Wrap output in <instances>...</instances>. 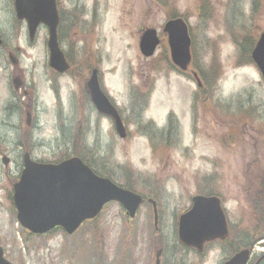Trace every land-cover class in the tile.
I'll return each mask as SVG.
<instances>
[{
    "label": "rangeland",
    "instance_id": "rangeland-1",
    "mask_svg": "<svg viewBox=\"0 0 264 264\" xmlns=\"http://www.w3.org/2000/svg\"><path fill=\"white\" fill-rule=\"evenodd\" d=\"M11 1L0 0V36L4 42L0 57H7L9 50L18 52L22 55L18 59L29 70L26 77L30 75L38 82L41 115L33 133L37 158L51 160L64 153L63 147L68 146L63 141L65 137L70 140L71 135L68 153L84 154L98 170L108 168L118 181L124 182L125 178L137 192L158 201V232L175 234L176 216L190 205L191 197L204 184L219 189L226 200L233 233L240 217L264 214V191L250 183L253 175L259 177L264 167V80L255 65L239 64L238 58L249 42L236 45L241 43L243 31L239 32L234 23L224 19L221 5L232 0H221V5L220 0H210L209 11L201 9L199 16V0H176L164 9L151 0H57L61 47L78 71L74 79H60V98L68 109L69 99L74 96L73 106L77 105L80 111L76 119L83 117V121L65 125V131L58 127V132L53 133H49L47 120L49 110L55 109L58 100L46 84L51 80L43 74L48 57L47 31L40 28L34 42H29L25 24L14 20ZM169 11L188 15L194 37L191 49L208 80L212 61H217L221 68L218 90L199 91L194 80L171 70L162 45L153 57L144 58L140 54L142 31L153 27L161 38ZM257 23L249 26L251 36L258 34L264 25V21ZM3 66H7L5 60ZM94 66L102 76L104 89L122 113L128 131L126 138H120L110 120L94 110L91 112L85 104L82 90L89 67ZM4 78L2 73L0 89ZM141 94H149L143 109L137 100ZM205 94H209L207 101ZM169 118L174 120L168 121ZM66 126H70L71 134ZM164 127L165 131L159 133L158 128ZM25 141L29 143L27 137ZM25 141L20 133L0 125V146L13 160L9 169L0 162V239L10 261L121 264L119 248L125 242V234L136 232L132 260L135 264H151L157 231L147 203L140 206L131 221L118 203L111 202L97 218L85 222L76 235L27 234L18 224L9 198ZM248 184L259 212L251 211L242 192ZM247 232L258 231L245 229L244 233ZM138 242L140 245L135 248ZM183 253L180 249L177 255ZM209 264H213V259Z\"/></svg>",
    "mask_w": 264,
    "mask_h": 264
},
{
    "label": "water",
    "instance_id": "water-1",
    "mask_svg": "<svg viewBox=\"0 0 264 264\" xmlns=\"http://www.w3.org/2000/svg\"><path fill=\"white\" fill-rule=\"evenodd\" d=\"M14 7L17 17L26 20L31 40L40 23L48 27L50 65L59 72L65 71L68 65L56 35L59 22L56 0H14ZM164 32L168 34L173 63L185 70L190 62V38L185 23L182 19L167 21ZM158 43L156 31L146 29L140 37L141 53L151 56ZM252 57L264 79V32ZM86 87L96 109L111 117L117 134L125 137V127L118 111L100 89L97 69L92 70ZM4 162H7L6 158ZM24 166L20 181L14 185L13 199L19 224L34 234H44L55 226H61L71 234L82 222L94 218L110 201L120 203L133 217L142 202L140 195L97 176L77 157L52 165L37 164L25 156ZM192 202L191 210L178 220L179 241L184 245L199 246L206 240L223 237L226 222L218 199L195 196ZM240 256H235L227 264H236ZM0 264H13L4 258L1 244Z\"/></svg>",
    "mask_w": 264,
    "mask_h": 264
},
{
    "label": "flooded vegetation",
    "instance_id": "flooded-vegetation-1",
    "mask_svg": "<svg viewBox=\"0 0 264 264\" xmlns=\"http://www.w3.org/2000/svg\"><path fill=\"white\" fill-rule=\"evenodd\" d=\"M205 1L206 0H199V3L197 4V13L201 9L203 11H209V4L211 3V1L208 0L207 3ZM154 3L156 4V6H158L156 2ZM221 4L222 2L220 0V5ZM221 7H223L225 11L223 12L224 19H229L230 22L234 23L239 32L243 31L244 36L240 38L241 43L237 42L236 45L244 46L247 42H249L247 46L252 43L251 49H253L259 34L264 31V25L260 28V32H258V34L255 33V37L248 34L249 31L251 32L249 26L251 27V25L257 22L264 21V0H232L231 3L227 2L226 4L221 5ZM232 15L233 20L231 19ZM245 56L250 57V54L246 55L244 49V51L241 52L240 57L244 58ZM20 57H22V55L20 54H13V56L11 57L9 56V54H7V57L5 55L0 57V73H4L5 76V78L3 79V87L2 89H0V125L9 127L12 130H15V132L20 133L22 141H25L26 137L29 141L32 134L34 133V128L37 126L36 124L39 122L41 115L39 114L41 110L39 109L38 102L39 86L35 78L31 79L30 75L26 77V74H29V70H26V68H24L23 63L18 59ZM7 58H9L11 63L8 61L7 66L1 67L2 61L5 59L7 60ZM67 60L69 68L65 73L62 74L48 69V61L46 62L45 67L42 66L44 69V77L51 80L49 82V85L48 83H46V81L44 82L47 84L49 91L51 93L54 92L58 100L55 109L51 108V110H49V118L47 120L49 133L58 132V127L60 131H65V125L69 124L70 126H74L76 122L78 124L79 121H83V117L78 118V121L76 119L77 112L79 113L80 111L77 105L73 106L74 96L70 97L69 99L70 106L68 109L65 106L63 107L60 98V79H74L77 74V70L73 68L68 58ZM45 73H48L49 77H47ZM35 88L37 90V93H34L33 91V89ZM70 126L66 127L69 128V132L71 134ZM69 137L70 140L69 138L65 137L63 141V144L67 145L68 147H63V150L65 152L55 157L56 161H61L64 158L69 157L67 156V153L69 152L70 147L67 143L73 140L71 135ZM14 147L19 150L17 145H14ZM22 147L23 150H20V152H28L30 155H33L37 144L36 141L33 142V144L29 141V143L26 142L25 146L22 144ZM5 151L6 150H3V148L0 146V156L8 155L10 157V161L13 162L11 156L8 154V152ZM55 160H52L51 162H54ZM261 169L262 172H260V174L257 173L259 174V177L254 174L251 182L257 183L264 189V167H261ZM20 172L21 166L18 168V173L15 181L18 180L17 178L19 177ZM218 190L219 189H217L218 193H216L215 195L218 196L222 205H224L226 203V200ZM13 192L11 188L9 192V198L11 199V202ZM257 210L258 206L256 200L251 199V211L257 212ZM249 217L250 218H244V216L240 217L235 223L241 224L244 228L251 229L253 231L258 229V233H244L243 230L239 228L236 230V233H233V223H229V218H225V221L227 222L226 235L221 238L218 237L215 239H209L199 246H184L180 244L178 240H176V233L171 235L167 232H158V220L156 219V226L153 223L155 231H157L154 232L153 238V247L155 248V254L154 257L149 259V262L151 264H209V261L213 259V264H227L235 256L241 255L236 264H264V214H252ZM131 220L132 219H129V221ZM23 230L27 234L34 235L25 228H23ZM55 233L71 236L76 235L77 231L72 234H68L61 226H56L46 234ZM135 233L136 232L126 233L125 242L121 243L120 245L119 250L122 251V254H120L122 262L121 264H135V260H132L133 258L131 257L133 252L132 247L135 245L134 236L138 237V234ZM139 245L140 242L136 244L135 248ZM144 245L146 246L148 245V243L144 242ZM180 249H182V252H184L183 256L177 255ZM189 255L191 256L190 259Z\"/></svg>",
    "mask_w": 264,
    "mask_h": 264
},
{
    "label": "trees",
    "instance_id": "trees-1",
    "mask_svg": "<svg viewBox=\"0 0 264 264\" xmlns=\"http://www.w3.org/2000/svg\"><path fill=\"white\" fill-rule=\"evenodd\" d=\"M156 1L159 4H161V5H165L166 4L165 0H156ZM212 62H214V63L211 64V66H210L211 70H209V73L211 74V80H208L207 76L203 73V68L201 67L202 63L201 64L197 63V58L196 57L192 58L191 65H190V69L196 71L198 76H199V78L203 82V86H202V88L200 90L205 91L206 93L214 92V91L218 90L217 78L221 74V68L219 67V65L217 63H215L217 61H212ZM239 64H243V62H239ZM205 81H208V82L205 84ZM148 95L149 94H145V95L141 94L139 96V98H141V99H137V100H139L141 102L142 109L147 104V101H148V98H149ZM208 96H209V94H205L204 101H207ZM165 138H167V137L165 136ZM88 163H90V162H88ZM98 173L101 174V175L112 177V175L110 174V171L108 170V168H103V171L102 172H98Z\"/></svg>",
    "mask_w": 264,
    "mask_h": 264
}]
</instances>
